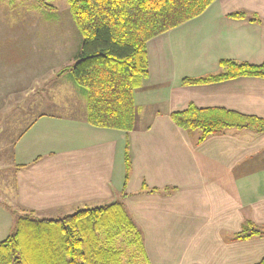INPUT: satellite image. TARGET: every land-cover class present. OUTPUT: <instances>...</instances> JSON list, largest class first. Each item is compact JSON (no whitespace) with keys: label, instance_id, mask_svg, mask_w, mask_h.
<instances>
[{"label":"crops","instance_id":"obj_1","mask_svg":"<svg viewBox=\"0 0 264 264\" xmlns=\"http://www.w3.org/2000/svg\"><path fill=\"white\" fill-rule=\"evenodd\" d=\"M236 12L261 23L231 18ZM148 54L149 77L134 92L136 124L128 132L88 124L84 94L71 79L62 94L53 70L37 74L32 88L22 81L14 106L28 110L26 117L29 110H43L22 137L42 130L63 143L15 161L24 167H16L14 204L56 220L112 203L124 192L143 237V253L134 259L124 253L126 264L259 263L264 235L234 238L246 221L264 227V132L230 128L198 143L201 132L180 128L171 114L194 104L264 120L263 78L181 84L185 77L220 72L222 59L264 63V0H216L200 16L151 40ZM58 95L65 101H54ZM126 145L131 174L125 186ZM145 186L157 192H143ZM13 221L0 202V242Z\"/></svg>","mask_w":264,"mask_h":264},{"label":"trees","instance_id":"obj_2","mask_svg":"<svg viewBox=\"0 0 264 264\" xmlns=\"http://www.w3.org/2000/svg\"><path fill=\"white\" fill-rule=\"evenodd\" d=\"M54 0H35L53 11ZM216 0H67L69 12L82 37L70 71L74 85L86 98V121L93 127L120 131L135 128V90L149 77L148 43L200 16ZM261 23L245 12L230 15ZM220 72L185 77L183 86L209 85L242 77L264 79V63L230 59L219 61ZM180 128L200 131L198 143L227 129L264 132V120L223 108H198L171 114ZM24 167V166H18ZM131 174L129 148H125V186ZM155 193L156 189H143ZM100 207L79 209L60 219H39L34 211L0 202L14 217L10 235L0 242V264H126L143 253V237L129 213L124 198ZM264 227L246 221L234 239L263 236ZM121 243V247L118 246ZM126 246V248H124ZM257 264H264V258Z\"/></svg>","mask_w":264,"mask_h":264},{"label":"rangeland","instance_id":"obj_3","mask_svg":"<svg viewBox=\"0 0 264 264\" xmlns=\"http://www.w3.org/2000/svg\"><path fill=\"white\" fill-rule=\"evenodd\" d=\"M51 5L55 9L48 12L35 0H0V195L12 205H15V171L18 167L15 161H27L33 153L47 152L46 146L63 143L42 136V130L23 138L28 123L43 110L34 113L29 110V117H26L28 110L15 107L21 101V83L25 79L32 88L37 74L53 70L54 75L57 74L53 79L56 78L62 94L70 82V71H61L75 63L82 37L71 17L67 0H54ZM60 76L62 78L58 80ZM55 97L54 101H65L66 98ZM11 99L13 107L6 108L7 100ZM45 112L58 113V110L46 109ZM125 251L128 255L130 249Z\"/></svg>","mask_w":264,"mask_h":264}]
</instances>
